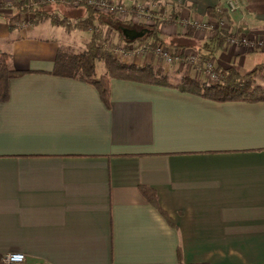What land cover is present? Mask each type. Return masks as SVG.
<instances>
[{
  "label": "crops",
  "instance_id": "obj_1",
  "mask_svg": "<svg viewBox=\"0 0 264 264\" xmlns=\"http://www.w3.org/2000/svg\"><path fill=\"white\" fill-rule=\"evenodd\" d=\"M12 1L0 0V50L24 74L0 101V264L14 252L25 254L16 264H178V250L184 264H264V102L110 79L107 107L93 85L52 73L75 31L25 22ZM236 2L232 12L226 0L166 2L177 16L160 42L195 54L193 64L166 65L150 52L121 60L162 66L175 81L183 73L209 81L208 63L242 74L263 65L254 77L264 85L259 50L213 39L264 41V0Z\"/></svg>",
  "mask_w": 264,
  "mask_h": 264
},
{
  "label": "trees",
  "instance_id": "obj_2",
  "mask_svg": "<svg viewBox=\"0 0 264 264\" xmlns=\"http://www.w3.org/2000/svg\"><path fill=\"white\" fill-rule=\"evenodd\" d=\"M120 6L124 7L121 0H117ZM164 1V2H163ZM170 0H149V3L156 6L157 10L153 13H160L162 16L165 6ZM76 0H20L12 3L17 12L30 15L29 22L37 25L43 20H48L51 25L61 27L67 34L73 31L86 32L90 34L89 40L85 44V49L73 52L69 47H60L55 59L53 74L68 78H74L93 85L102 100L109 106V81L110 79H121L136 81L144 84H152L178 89L181 92L197 95L213 102H264V85L255 83L254 75L260 71L263 65L256 70L242 74L235 67H228L223 73L216 71L220 77L218 82H210L201 78L193 77L183 73L177 81H173L165 73L162 66L152 64L136 65L127 63L115 55V46L110 43L105 36L104 29L110 33L118 35L120 40L126 43L141 42L154 50L161 45L160 28L165 21L158 18L150 22L141 20L135 22L128 18H121L117 11H104L96 9L88 4L87 0H80L75 5ZM52 4H61L65 7L82 8L83 15L77 18L60 16L58 12L52 10ZM3 3H0V7ZM133 10L134 6L127 7ZM206 15L211 18L224 17L226 13H218L214 8H208ZM177 13L171 12V21L176 20ZM123 29H140L146 31L144 36L136 39H129ZM224 35V36H223ZM231 35L213 33V39L219 45ZM207 55H201V63H206ZM100 60L106 70V74L97 75L96 61ZM24 71L15 69L12 66L9 53L0 50V101L8 98V83L12 78L20 77ZM140 191L143 196L156 207L162 216L173 225L168 214L163 211L158 203L155 193L148 187L141 186ZM178 264H184L181 260L180 250H178Z\"/></svg>",
  "mask_w": 264,
  "mask_h": 264
},
{
  "label": "built area",
  "instance_id": "obj_3",
  "mask_svg": "<svg viewBox=\"0 0 264 264\" xmlns=\"http://www.w3.org/2000/svg\"><path fill=\"white\" fill-rule=\"evenodd\" d=\"M88 4L93 5L96 9L104 10V11H112L115 10L118 13V16L121 18H128L130 20H133L135 22H139L141 20H144L145 22H150L154 18H158L162 21H171L169 16H155L151 12L147 11L146 8L143 5H137L134 6L133 10H129L126 7L120 6L119 2L117 0H87ZM80 3V0H76L75 5ZM226 7L229 11H234L237 9V2L236 0H226ZM7 9L11 8L10 5L5 6ZM222 21V19H221ZM223 22V21H222ZM198 25V24H197ZM202 27H209L210 30H213L212 26H206V24H201ZM229 42H233L239 45H242L244 49L248 51L253 50H259L264 52V41L262 40H254L251 38H248L244 35L240 36H230L228 37ZM127 49L132 50V43L127 44ZM145 48H147L146 45H143V47H140L141 53L145 51ZM117 48H115L116 51ZM126 50V49H124ZM154 53L156 56H158L161 61L166 64L170 65L174 60L182 58L183 60H187L190 63H194L197 60V56L195 54H184L181 52H171L169 48L163 44L158 45L154 50ZM206 73L208 75V78H210V82H218L219 76L215 73V71L212 69V64H207V70ZM22 257V259H21ZM25 261V254L21 252H14V253H7L2 257V263L3 264H16V263H23Z\"/></svg>",
  "mask_w": 264,
  "mask_h": 264
},
{
  "label": "rangeland",
  "instance_id": "obj_4",
  "mask_svg": "<svg viewBox=\"0 0 264 264\" xmlns=\"http://www.w3.org/2000/svg\"><path fill=\"white\" fill-rule=\"evenodd\" d=\"M15 1H20V0H13L10 3H13ZM4 4H6V3L4 2ZM137 5H143L146 8V10L149 11V12H152V10L153 11L157 10V7L152 5V4H150L149 0H131L127 4L126 8L129 7V6H137ZM162 5L165 6L164 3H162ZM51 8L55 12H58V14L60 16H68L69 18H72V19L77 18L78 15L80 16L81 15L80 12H82V11H80L82 8H70V9H68L67 7H65V6H63L61 4H52ZM153 14L160 15V13H158V12L157 13L155 12ZM169 14H170L169 11H167V12L165 11V12H163L162 15L169 16ZM30 18H31L30 15H25L24 16L25 22L30 23L29 22ZM169 23H172V22L165 21V24H169ZM134 30L142 31L140 29H134ZM104 33H105V36L108 38L109 42L113 43L115 48H117L116 51H115V55L119 59L123 58L124 56H125V58H127V57H140V56H143L145 53H148V52H150L152 54H155L154 51L150 47L145 48V51H143L142 53L140 51H138V50H140V47H143L144 44H142L141 42H137V41L132 43V45H133L132 50L127 49L128 47H126V45L127 44L129 45L131 43H126V42L120 40V38L118 37L117 34L110 33L106 28L104 29ZM89 38H90V34L89 33H81L80 31H76L75 30V33H73V36L70 39L69 38L67 39V37H66L67 40L66 39L62 40V45H63L62 47H64V48L69 47L71 49V51H73V52L82 51V50L85 49L84 44H85V42H87L89 40ZM161 38H162V41H164V43H165L164 45H168L169 44L170 40H168L164 36H162ZM124 49H126V50H124ZM254 57H255L254 61L256 63L264 62V52H260V51L256 52V53H254ZM177 62L178 61L174 60L170 65H175ZM187 62H189V61H187ZM190 64H193V63H190ZM104 70H105V67L103 65V62L100 61V60H97L96 61V72H97V75H101V73H103ZM254 80H255V77H254ZM173 81H175V80H173ZM259 83H264V80L263 81L260 80Z\"/></svg>",
  "mask_w": 264,
  "mask_h": 264
},
{
  "label": "water",
  "instance_id": "obj_5",
  "mask_svg": "<svg viewBox=\"0 0 264 264\" xmlns=\"http://www.w3.org/2000/svg\"><path fill=\"white\" fill-rule=\"evenodd\" d=\"M123 33L129 38V39H136L138 37L144 36L146 31H136L134 29H123Z\"/></svg>",
  "mask_w": 264,
  "mask_h": 264
},
{
  "label": "clouds",
  "instance_id": "obj_6",
  "mask_svg": "<svg viewBox=\"0 0 264 264\" xmlns=\"http://www.w3.org/2000/svg\"><path fill=\"white\" fill-rule=\"evenodd\" d=\"M21 259H22V257H21Z\"/></svg>",
  "mask_w": 264,
  "mask_h": 264
}]
</instances>
